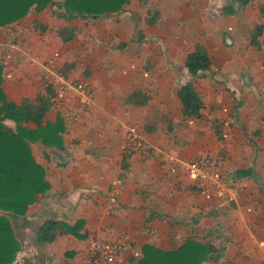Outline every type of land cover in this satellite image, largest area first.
Returning a JSON list of instances; mask_svg holds the SVG:
<instances>
[{
    "label": "crops",
    "instance_id": "obj_1",
    "mask_svg": "<svg viewBox=\"0 0 264 264\" xmlns=\"http://www.w3.org/2000/svg\"><path fill=\"white\" fill-rule=\"evenodd\" d=\"M225 5L236 12L223 13ZM54 11L56 3L27 15L14 34L0 30L8 102L44 93L48 60L89 91V105L55 91L43 123L61 121V143L30 144L49 188L16 222L12 264H99L90 256L98 238L128 241L122 262L137 264L145 244L167 250L191 236L221 254L203 264H264V0H127L86 19ZM63 28L75 35L64 41ZM196 44L213 64L192 75L184 62ZM189 81L204 106L198 116L184 115L178 96ZM137 90L142 104L129 100ZM128 127L154 152L121 156ZM201 153L220 159L234 197L201 193L176 163ZM46 220L58 221L55 237L39 242Z\"/></svg>",
    "mask_w": 264,
    "mask_h": 264
},
{
    "label": "trees",
    "instance_id": "obj_2",
    "mask_svg": "<svg viewBox=\"0 0 264 264\" xmlns=\"http://www.w3.org/2000/svg\"><path fill=\"white\" fill-rule=\"evenodd\" d=\"M241 3L247 0H239ZM127 0H0V30L14 34V29L23 19L42 11L48 5L58 4L57 16L63 19L74 17L96 18L102 14L120 10ZM230 5L223 7V13H235ZM259 27H255L256 30ZM61 38L71 39L75 32L63 28ZM254 36V35H253ZM256 36V35H255ZM212 59L199 44L187 53L184 65L192 75L199 70L208 69ZM0 67V84H1ZM54 91L45 89L35 98H23L20 104L8 102L0 87V264H12L21 248L17 234L16 222L25 218L27 209L39 194L45 193L49 183L45 178V169L39 164L31 151L30 144L38 139L46 146L61 143V121L43 123L49 109ZM178 96L183 106V114L198 116L201 102L192 82L180 86ZM145 94L137 90L129 96L133 103H144ZM12 120L15 128L7 126L4 121ZM30 125H34L31 128ZM246 175L247 172H239ZM58 226L56 220H46L37 230L39 242H47L55 237ZM217 249L205 239L188 237L179 244L165 250L152 244H145L137 264H203L210 259H217ZM91 258L95 259L93 255Z\"/></svg>",
    "mask_w": 264,
    "mask_h": 264
},
{
    "label": "built area",
    "instance_id": "obj_3",
    "mask_svg": "<svg viewBox=\"0 0 264 264\" xmlns=\"http://www.w3.org/2000/svg\"><path fill=\"white\" fill-rule=\"evenodd\" d=\"M41 77L44 89L52 91L62 90L77 94L84 105H89V94L85 85L79 81L69 80L62 71L57 69L52 60L42 65ZM121 156L129 157L133 154L149 155L154 152L153 147L135 127H128L124 139L119 145ZM176 163L184 169L186 175L193 181L194 186L203 194H212L218 199H231L238 192V187H233L226 178L219 158L206 153L199 154L196 158L175 159ZM173 161H168L167 170L175 171ZM122 179L116 177L113 180L115 186H119ZM126 240L95 239L90 247V254L98 260L99 264H123L122 257L129 249Z\"/></svg>",
    "mask_w": 264,
    "mask_h": 264
},
{
    "label": "rangeland",
    "instance_id": "obj_4",
    "mask_svg": "<svg viewBox=\"0 0 264 264\" xmlns=\"http://www.w3.org/2000/svg\"><path fill=\"white\" fill-rule=\"evenodd\" d=\"M200 102H201V106H200V108H202V107L204 108V106H203V103H202V100H201V99H200ZM192 116H193V115H192ZM204 124H205V127H206V126H208V123H206V122H205Z\"/></svg>",
    "mask_w": 264,
    "mask_h": 264
}]
</instances>
